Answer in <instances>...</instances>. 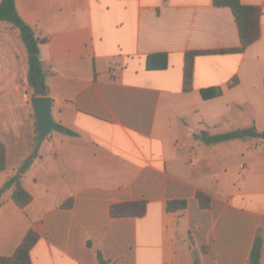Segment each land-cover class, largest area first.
I'll return each instance as SVG.
<instances>
[{
	"label": "crops",
	"instance_id": "1",
	"mask_svg": "<svg viewBox=\"0 0 264 264\" xmlns=\"http://www.w3.org/2000/svg\"><path fill=\"white\" fill-rule=\"evenodd\" d=\"M241 1L262 8L260 38L241 52L196 55L185 92L187 51L241 45L229 7L15 0L43 40L53 117L76 135L57 128L32 157L28 56L19 31L0 22V188L17 174L33 197L21 208L4 194L0 256L32 228V264H99L97 249L109 264H249L260 233L264 264V139L242 134L264 130V0ZM202 131L232 136L207 144L195 137ZM173 199L187 208L167 210ZM128 201H145V215L111 216L112 204Z\"/></svg>",
	"mask_w": 264,
	"mask_h": 264
},
{
	"label": "trees",
	"instance_id": "2",
	"mask_svg": "<svg viewBox=\"0 0 264 264\" xmlns=\"http://www.w3.org/2000/svg\"><path fill=\"white\" fill-rule=\"evenodd\" d=\"M215 4L217 6H227L232 10L239 30L241 45L228 49L187 51L184 58L183 78V90L185 92L192 89L194 59L196 55L206 53L241 52L261 36L260 17L262 14V8L260 6L243 4L241 0H215ZM0 22L7 23L19 31L28 56L27 79L30 88L33 90V94L42 96L48 95L49 86L46 82V73L42 67L40 57V45L43 40L37 37L34 29L19 15L15 0H0ZM148 65L150 66L149 62ZM165 66L166 61L162 67ZM58 130L67 134L76 135V132L61 124L59 125ZM242 134L246 137H258L264 139V130L259 131L255 127L244 129ZM231 136V133L210 134L207 131L195 134L197 139H200L207 144L217 143L229 139ZM38 151H35L32 157H35L38 154ZM6 163V146L4 143L0 142V171L6 170ZM27 165L28 161L19 168V172L23 173L27 168ZM9 190H12L11 198L19 207L26 208L32 202V194L24 187L22 178L17 174L11 175L0 188V203L3 202V196ZM197 198L199 199L202 208L211 207V198L205 193L201 191L197 192ZM71 204L72 202L69 201L65 205L70 206ZM187 206L188 202L186 199H173L166 203V209L169 211L183 210L187 208ZM110 213L113 217L143 216L146 213V202L128 201L114 203L111 205ZM38 239L39 234L30 228L12 255L0 256V264H32L30 251ZM262 242V236L258 233L250 254L249 264H261ZM89 244L92 245L91 242H89ZM97 257L99 264H109L108 260L105 259L99 249H97ZM195 264H199L198 259Z\"/></svg>",
	"mask_w": 264,
	"mask_h": 264
},
{
	"label": "water",
	"instance_id": "3",
	"mask_svg": "<svg viewBox=\"0 0 264 264\" xmlns=\"http://www.w3.org/2000/svg\"><path fill=\"white\" fill-rule=\"evenodd\" d=\"M37 124V136L34 150L38 151L46 137L59 127L52 114L53 98L51 96L34 95L31 97ZM240 136V131H237Z\"/></svg>",
	"mask_w": 264,
	"mask_h": 264
},
{
	"label": "rangeland",
	"instance_id": "4",
	"mask_svg": "<svg viewBox=\"0 0 264 264\" xmlns=\"http://www.w3.org/2000/svg\"><path fill=\"white\" fill-rule=\"evenodd\" d=\"M31 105H32V102H31ZM31 109H32V106H31ZM33 113H34V112H33ZM33 113H31V116H32V119H33V123H34L33 127H34L35 132H37V125H35V118H34ZM35 142H36V141H35ZM34 169H35V171L37 170V168H34Z\"/></svg>",
	"mask_w": 264,
	"mask_h": 264
},
{
	"label": "built area",
	"instance_id": "5",
	"mask_svg": "<svg viewBox=\"0 0 264 264\" xmlns=\"http://www.w3.org/2000/svg\"><path fill=\"white\" fill-rule=\"evenodd\" d=\"M112 74H113V75H116V74H117V69H116V67L113 68V70H112Z\"/></svg>",
	"mask_w": 264,
	"mask_h": 264
}]
</instances>
